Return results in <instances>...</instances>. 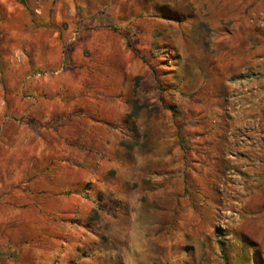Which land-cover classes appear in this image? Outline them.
Masks as SVG:
<instances>
[{
	"label": "rangeland",
	"instance_id": "rangeland-1",
	"mask_svg": "<svg viewBox=\"0 0 264 264\" xmlns=\"http://www.w3.org/2000/svg\"><path fill=\"white\" fill-rule=\"evenodd\" d=\"M0 264H264V0H0Z\"/></svg>",
	"mask_w": 264,
	"mask_h": 264
}]
</instances>
